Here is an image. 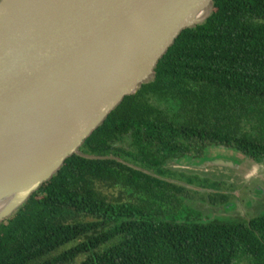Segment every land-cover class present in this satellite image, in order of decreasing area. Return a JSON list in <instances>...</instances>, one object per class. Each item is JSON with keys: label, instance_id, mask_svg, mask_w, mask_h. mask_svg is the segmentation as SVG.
<instances>
[{"label": "trees", "instance_id": "16d2710c", "mask_svg": "<svg viewBox=\"0 0 264 264\" xmlns=\"http://www.w3.org/2000/svg\"><path fill=\"white\" fill-rule=\"evenodd\" d=\"M212 145L264 163V0H215L184 29L81 147L106 158L71 156L0 225V264H264V213L167 219L160 206L192 192L159 177L167 163ZM214 193L202 198L226 197Z\"/></svg>", "mask_w": 264, "mask_h": 264}, {"label": "water", "instance_id": "95a60500", "mask_svg": "<svg viewBox=\"0 0 264 264\" xmlns=\"http://www.w3.org/2000/svg\"><path fill=\"white\" fill-rule=\"evenodd\" d=\"M214 2L0 0V225L71 156L106 158L81 147L126 96L155 80L169 48L211 16ZM245 168L236 181L246 180Z\"/></svg>", "mask_w": 264, "mask_h": 264}, {"label": "rangeland", "instance_id": "374dc122", "mask_svg": "<svg viewBox=\"0 0 264 264\" xmlns=\"http://www.w3.org/2000/svg\"><path fill=\"white\" fill-rule=\"evenodd\" d=\"M216 160L227 162L230 165H215ZM173 161L167 164L171 170L165 180L176 179L185 182L187 186L195 185L203 190L187 187L192 192L191 196L189 191L181 194L182 196L187 195L188 198L185 202L178 205L161 203L160 206L168 214L167 219H170L172 215L193 218L196 210L201 212L203 219H249L264 213V163L248 158L245 154L225 145H212L206 152L194 159L185 156V158H173ZM193 164L209 166V169H205L201 174L178 168ZM245 166L243 176L246 180L236 181L237 169H243ZM177 173L182 176V179L175 178ZM239 178L240 175H238ZM168 181L170 182V180ZM212 192L219 195L225 194L226 197H222L217 203H213L211 199L202 198V196L211 195ZM116 193L119 192L116 191ZM236 264H249V261H238Z\"/></svg>", "mask_w": 264, "mask_h": 264}, {"label": "flooded vegetation", "instance_id": "af4514ba", "mask_svg": "<svg viewBox=\"0 0 264 264\" xmlns=\"http://www.w3.org/2000/svg\"><path fill=\"white\" fill-rule=\"evenodd\" d=\"M168 163H169V162H168ZM168 163H167V164H168Z\"/></svg>", "mask_w": 264, "mask_h": 264}]
</instances>
